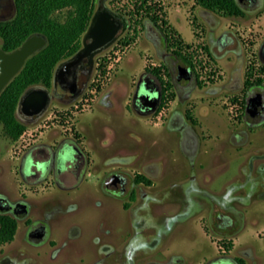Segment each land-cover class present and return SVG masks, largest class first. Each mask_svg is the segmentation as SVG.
<instances>
[{
  "label": "rangeland",
  "instance_id": "374dc122",
  "mask_svg": "<svg viewBox=\"0 0 264 264\" xmlns=\"http://www.w3.org/2000/svg\"><path fill=\"white\" fill-rule=\"evenodd\" d=\"M122 3L126 9L138 11L134 17L140 18L128 34V47L118 54L117 71L91 94L104 91L93 105L83 106L74 126H64H72L69 131L94 147L99 156L100 164H91L85 181L79 187L63 189L53 177L33 184L19 176L20 156L29 143L63 137L55 115L57 109L71 107L70 103L53 100L45 119L27 121L26 132L17 140L0 126V195L11 201L24 199L31 205L27 214L17 217L15 238L0 246V264H229L221 250L231 249L235 256L245 246L253 247L259 264H264V123L250 126L245 115L248 83L264 82L260 53L264 2L243 5V16L219 11L220 21L213 29L197 18L193 6L173 11L171 20L186 40L182 38L180 46L176 41L166 47L168 61L159 60L157 51L142 53L141 42L147 21H153L165 37L171 26L166 18L169 3ZM67 11H60L62 20ZM15 14V0H0V20ZM137 21L142 26L138 32ZM228 30L230 47H219L215 40ZM191 40L204 41L209 57L224 75L204 84L194 72L193 80H183V87H176L171 79L175 65H189L193 70L184 53ZM177 49L186 58L174 53ZM142 56L148 66H160L167 79L165 105L150 114L139 113L126 103L133 78L135 88L139 80L135 74ZM222 56L233 58L234 66ZM238 57L243 62L236 66ZM180 88L190 92L185 94ZM173 102L174 110L169 112ZM181 124H187V132L179 129ZM173 128L177 131L171 132ZM147 162L152 185L143 186L144 198L139 192L131 201L127 192L118 197L101 186L107 169L116 167L133 175ZM233 208L242 215L243 224L224 232L217 215ZM38 219L46 220L50 228L40 244L28 238L31 221Z\"/></svg>",
  "mask_w": 264,
  "mask_h": 264
},
{
  "label": "flooded vegetation",
  "instance_id": "af4514ba",
  "mask_svg": "<svg viewBox=\"0 0 264 264\" xmlns=\"http://www.w3.org/2000/svg\"><path fill=\"white\" fill-rule=\"evenodd\" d=\"M238 1L242 6H254L256 3L259 5L260 3L264 2V0ZM141 9L142 12L145 10L144 7ZM106 10H110L115 14V18L120 25L113 42L104 49H97L92 53H85V51H82L80 54H77L78 51L85 46V44H89L95 39L93 35H87L93 15L96 14L97 16H101V14ZM131 11L132 10L125 8L122 0H94V10L87 29L81 35L80 47L74 53L62 59L55 66L52 82L49 86L45 84H34L25 90L27 91L30 89V91L27 93V95H29L38 90L47 89L49 97L46 106L39 108V105L36 103L34 105H30L26 99L27 97H25L21 103L19 99L16 114L26 124L27 121L37 123L39 120H44L45 118L43 119V117L45 113H47L50 104L55 99L59 102L70 103L71 105V107L64 109H57V113L55 115V120L58 121V124L62 125V138L51 142L45 141L44 139H35L34 142L29 143V146L22 152L18 167L19 176L21 179L29 183L38 184L47 181L50 177H53L57 186L63 189H73L79 187L85 181V178L91 174L89 169L92 166V163L100 164L96 149L92 146H88L84 140H79L76 138L73 133L69 131H72V126L66 125L65 128L64 126L65 124L74 126L76 115L80 113V111L83 109V106L87 104L89 106L93 105V103L102 96V93L100 92L99 95L92 96L91 94L93 87L100 79V75L102 73H106V69L111 63V58L115 52V49L119 46L126 45L128 42V34H131L130 31H133L135 21L140 18V16H137V19L134 17L136 14H138V11L135 9L133 10L135 13ZM137 22L136 31L142 27L140 25V21ZM225 34V38H227L228 34ZM260 53L261 59L264 61V43L261 47ZM60 63L63 64L58 68ZM179 65L183 64L180 63L175 65L176 72L171 73V79L176 87H183L182 85L185 84L183 80H193L194 72L193 70L191 71L189 65H184L189 69L190 74L187 78H181L178 75ZM57 68L58 71L55 78L54 75ZM165 80L167 79L163 73L162 76H160L145 70L139 75V80L136 83L135 91L137 88H140V90L150 91L152 95L159 91L161 93L162 101L164 96L163 87ZM144 84L147 85L146 89L144 88ZM259 88L260 90H257ZM180 89V91H184L185 94L190 92L189 89ZM135 91L131 96V104H133L134 108L139 113L145 114L138 108V105L145 100L137 98L135 102ZM258 92L263 93L262 98L264 99V82H262L260 85H256V87L254 86L251 89H248V94L245 98V115L250 97L256 95ZM108 99L109 101L112 100V93L108 94ZM89 101H92V103H87ZM161 101L157 109L159 108ZM263 123L264 121L259 124H252L249 122V125L260 126ZM54 126L58 125L54 124ZM186 128L187 124H181L179 126V129L182 131H186ZM26 129L24 132H26ZM108 157L110 158V155L106 157V160H108ZM147 166L148 162L143 165L142 170H135L136 172L133 175L130 173H128V175L116 167H111L110 169L104 171L103 175L101 176V186L104 187V190H106L111 195L118 197H123L124 193L127 192L126 194L129 195L131 201L136 200L137 194L139 192L142 193V197L144 198L147 193L143 192V186L150 187L152 185V179L148 175ZM138 174H143L145 178L150 179L151 182L147 183L145 180L137 179ZM129 189L130 192H128ZM8 201L13 206L7 210H2L0 208L1 211H12V215L19 217L24 216L31 210L30 203L24 199L11 201L8 198ZM19 201L25 202L28 208V211L22 215L17 212L18 208L16 209V204ZM217 218L218 225L224 232H232V229L235 225L240 227L243 224L242 215L239 214L234 208L230 209L229 213H219ZM49 233L50 228L46 220L38 219L31 221V225L28 230V238L33 243L40 244L45 242L49 236ZM38 235H41L40 239L37 238ZM239 250L240 251L238 255L232 256L230 254L231 249H222V257L229 259V264H259V257L255 254L253 247L245 246Z\"/></svg>",
  "mask_w": 264,
  "mask_h": 264
},
{
  "label": "trees",
  "instance_id": "16d2710c",
  "mask_svg": "<svg viewBox=\"0 0 264 264\" xmlns=\"http://www.w3.org/2000/svg\"><path fill=\"white\" fill-rule=\"evenodd\" d=\"M15 3V16L0 20L1 46L6 51H12L35 33H43L47 43L28 57L22 69L0 94V126H3L13 140H17L27 127L16 114L20 96L31 85L51 84L55 66L80 47L81 35L87 29L94 10V0H15ZM195 4L230 15H245V9L238 0H195ZM66 7L69 9L66 18L62 20L59 13ZM152 19L157 21L156 16ZM225 35L220 39H225ZM165 39L168 47L176 41L179 46L182 43L180 33L173 26L165 30ZM174 53L183 55L179 49ZM188 61L191 64L189 59ZM145 70L160 76L163 73L160 66L147 65ZM261 83H248L249 89ZM165 90L163 87L164 96L158 109L165 105L167 100ZM137 179L151 182L143 174H138ZM17 229V217L0 210V246L12 241Z\"/></svg>",
  "mask_w": 264,
  "mask_h": 264
},
{
  "label": "water",
  "instance_id": "95a60500",
  "mask_svg": "<svg viewBox=\"0 0 264 264\" xmlns=\"http://www.w3.org/2000/svg\"><path fill=\"white\" fill-rule=\"evenodd\" d=\"M119 26L115 14L110 10L104 11L101 16L93 15L87 35H93L95 39L91 43L85 44L77 54H80L82 51L92 53L94 50H101L109 46L113 42ZM46 43L47 38L42 33L30 35L19 47L12 51H6L0 43V94L10 80L22 69L28 57L44 47ZM62 64L60 63L58 68ZM58 68L55 71V78ZM178 70V75L181 78H187L190 74L189 69L184 65H179ZM29 91L30 89L23 93L20 98V103L27 97L26 99L30 105L36 103L39 105V108L46 106L49 97L47 89H41L27 95ZM262 96L263 93L258 92L249 99L246 115L248 121L252 124H259L264 121V99ZM137 98L145 100L138 105V108L143 113L150 114L157 109L161 101V93L158 91L152 95L148 90H140V88H137L135 91V102ZM12 206L7 197L0 196V208L2 210H7ZM16 209L20 215L28 211L27 204L23 201H19L16 204ZM37 238L40 239L41 235H38Z\"/></svg>",
  "mask_w": 264,
  "mask_h": 264
},
{
  "label": "crops",
  "instance_id": "0c3cea01",
  "mask_svg": "<svg viewBox=\"0 0 264 264\" xmlns=\"http://www.w3.org/2000/svg\"><path fill=\"white\" fill-rule=\"evenodd\" d=\"M186 0H165V2L169 3V7H168V13H167V20L169 22V24H171V26H173L181 35L182 38H184V36L181 34V32L177 29V27L175 26V24L172 22L171 20V14L173 11H182L185 7H188L191 9V7H194V14L197 16L198 19H200L204 24L207 25V27H209L210 29H213L214 27H216V25L219 23L220 21V15L221 13L219 11H215V10H211V9H207L204 8L200 5H196L195 4V0H189L188 4H185ZM189 9H187L188 11ZM246 12V11H245ZM237 16V15H234ZM263 17V16H261ZM225 33L228 34V37L225 39H217L215 40L217 42V45H219V47L221 46H229L232 43L231 41V36L229 35V30L226 31ZM143 40L141 43H143V50L142 53L147 52V53H153L155 51L159 52V56L157 57L159 60H166L168 61V57L166 56V47H167V43H166V39L164 37V35L161 33V31L159 30L158 26L153 22V21H147L146 26H145V30H144V35H143ZM209 37V36H208ZM145 38L147 40H145ZM186 40V38H184ZM194 40V39H193ZM191 40V41H193ZM209 40V38H208ZM147 41V42H144ZM188 41V40H187ZM210 43V42H209ZM212 45V43H210ZM212 51L213 53H215L213 47ZM216 56V53H215ZM228 58L230 60L231 63H235V60L233 58L227 57V56H222L221 58ZM143 59V63L141 64V66L138 68L137 73L135 75H140L141 73H143L145 71V68L147 66V63L144 59V56H142ZM125 60H127V62L130 61V59H128V57L125 58ZM129 60V61H128ZM218 60L220 61V57L218 58ZM238 63H236V66L239 65L240 63L242 64V59L238 57ZM232 74H235L234 69L232 70ZM135 82L136 79L133 78L132 80V88L130 90H128L127 94H126V103L129 105L131 104V96L135 91ZM104 92V91H102ZM101 92V93H102ZM113 95V94H112ZM174 108V102L173 104L169 107V112H172V110ZM170 114V113H169ZM160 129V128H159ZM162 129V128H161ZM176 128H173L171 130V132H176ZM254 249V248H253ZM254 252L256 254V251L254 249ZM257 255V254H256Z\"/></svg>",
  "mask_w": 264,
  "mask_h": 264
},
{
  "label": "built area",
  "instance_id": "2783aa9c",
  "mask_svg": "<svg viewBox=\"0 0 264 264\" xmlns=\"http://www.w3.org/2000/svg\"><path fill=\"white\" fill-rule=\"evenodd\" d=\"M189 45L185 48V54L188 56V59L191 61L193 72L198 74L199 79L202 83H212L217 81L221 76L224 75V70L217 64L214 63L209 57L204 41H193L189 42ZM129 45V44H128ZM128 45L119 46L115 49L113 56L111 58V63L106 69L105 74L100 75V79L96 82L93 87L92 94L96 92L104 84H107L112 80L115 72L117 71L116 67L118 60L120 59V54L124 48H127ZM156 65V63H154Z\"/></svg>",
  "mask_w": 264,
  "mask_h": 264
}]
</instances>
